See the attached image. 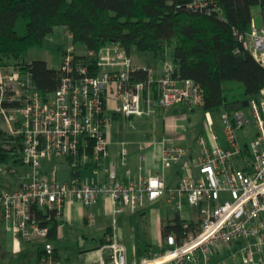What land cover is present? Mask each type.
<instances>
[{
    "label": "built area",
    "instance_id": "obj_1",
    "mask_svg": "<svg viewBox=\"0 0 264 264\" xmlns=\"http://www.w3.org/2000/svg\"><path fill=\"white\" fill-rule=\"evenodd\" d=\"M191 9L209 15L221 10L211 0H193ZM261 9L262 25L258 26L254 15L250 31L239 35V40L247 51L254 50L252 54L264 66ZM82 50L83 54L74 43L64 50L61 83L48 98L37 89L31 70L0 67V122L10 144L21 153L22 165L29 169L19 186L0 187V223L17 239L43 247L49 264H61L55 260L50 227L43 223L54 216L59 220L68 203L93 208L101 198H111L114 220L99 248L101 264H197L200 260L211 264L215 248L234 244L239 245L243 264H264V90L247 107L225 111L222 123L227 147L213 133L214 121L211 112H206L211 135L198 138L199 155L191 160L192 166L185 164L190 171L175 187L167 186L164 171L183 164L192 154L175 138L161 143L158 161L163 170L158 175L125 183L113 168H107L106 181H84L78 168L95 162L98 173L109 155L108 134L116 117L150 116L153 107L167 112L182 105L195 111L204 108L205 96L195 81L176 77L170 61L157 74L154 68L136 63L117 43L99 52ZM140 72L147 80L135 82ZM111 101L115 107L109 113ZM252 126L256 134L242 145L239 132ZM180 127L187 131V126ZM126 155L123 150L124 164ZM61 157L72 160L70 181H60L56 170L46 171V161ZM5 170L18 173L16 167ZM165 194L178 212L184 210L186 199L197 210V219H184L181 241L171 234L162 252L130 263L116 217L127 208L139 211L147 201H158ZM88 222L95 223L94 213L88 215Z\"/></svg>",
    "mask_w": 264,
    "mask_h": 264
},
{
    "label": "trees",
    "instance_id": "obj_2",
    "mask_svg": "<svg viewBox=\"0 0 264 264\" xmlns=\"http://www.w3.org/2000/svg\"><path fill=\"white\" fill-rule=\"evenodd\" d=\"M192 1L0 0V67L31 70L37 89L52 97L61 83L59 70L45 61L29 63L27 56L43 47L56 28L64 27L79 49L99 52L117 43L130 53L136 48L162 62L171 61L176 77L202 87L205 112L226 111L230 105L258 98L264 90V66L245 49L239 35L250 31L253 8L264 7V0H211L221 10L210 15L192 10ZM133 80L144 82L147 75L136 73ZM227 82L244 86L240 99L227 98ZM5 138L0 122V166L11 169L22 164V155L4 150ZM184 222L180 214L165 220L164 240L177 234L181 241ZM43 225L50 227V238H56L59 220L54 216Z\"/></svg>",
    "mask_w": 264,
    "mask_h": 264
},
{
    "label": "crops",
    "instance_id": "obj_3",
    "mask_svg": "<svg viewBox=\"0 0 264 264\" xmlns=\"http://www.w3.org/2000/svg\"><path fill=\"white\" fill-rule=\"evenodd\" d=\"M64 50L61 52V65L63 61ZM79 50L81 54L84 53V50ZM130 55L136 63L154 68L157 74L162 73L165 62L160 61L153 54L146 56L131 52ZM43 61L47 62L49 65L48 60ZM59 68L56 70H59ZM114 107L115 102L111 101L109 113H112ZM153 108L155 109V112L150 116L132 118L116 117L115 119V123L124 119L136 122V124L133 126V129L135 131H140L142 134L140 148H136L135 145H137V143L130 142L122 137L116 140L113 139L114 123L108 134L110 143L109 155L103 162L102 167H99L98 173H96L98 166L95 162H89L85 166H80L78 168L79 178L90 182H104L108 179V172L106 171L107 168H113L117 172L119 179L125 183H128L132 180H138L142 177L158 175L163 170L160 162L158 161L161 143L165 138H175L178 139L179 144L190 149L192 153L191 157L188 160H185L183 164L173 166L164 171L167 186L169 188L175 187L179 183L181 177L186 175L190 169L186 168L185 164L192 166L191 160L193 161L199 155L198 138L203 135L205 136L206 131L205 128L204 131L201 130L196 134L193 140H188L187 138V134L190 132L192 127V118L190 114L199 110L190 111L186 106H176L174 108L177 109V113L170 116V113L174 108L167 112H163L156 107ZM181 125L187 126V131L183 132L180 127ZM215 125L216 124L214 122V126ZM214 126L212 129L213 133L217 134L220 144L223 147H227L226 136L218 135V133L214 131ZM123 150L127 151L126 164L123 163ZM61 158H64L70 164L71 169L68 178H63V180L60 177L61 179L59 178V180L63 182L70 181L74 177L72 160L68 157ZM55 160L56 159L45 162V168L47 172L56 170L54 167H52V163ZM14 167L18 169V173L15 175H9L12 176L11 178L15 179H13L12 183L3 184L2 186L15 188L26 179L25 176L29 173V169L22 164ZM85 170L87 171L85 172ZM191 172L192 174L199 175L198 171L191 170ZM2 180L3 179L0 181ZM184 200L185 206L188 205L186 203V199ZM164 201H166L168 204H171L168 202V195L165 194L158 201H147L145 207L138 211V214H141L145 220V230L148 234V237H150L152 242L157 244L162 249V251L163 243L165 241L163 237L165 220H171L177 214H180L183 219H197V210H195V217L192 216L189 218L184 217L183 213L178 212L177 210L174 211V213H168L166 216L163 215L162 211H153L151 216L150 214H146L150 207L153 208ZM114 210L115 203L111 198H101L93 208H87L79 202H71L66 204L62 210V216L59 219L57 236L54 239L50 238L51 243L55 247V260L61 264H101V254L99 252V248L104 243L105 236L112 226L114 220ZM135 212L136 211L127 208L123 213L116 217L118 233L128 248V257L130 263H133L136 260L139 261V259L143 260L145 258H151L153 254L162 252L154 251L152 249L140 251L139 247L133 244L131 247L129 241L132 240V242L135 243L136 240V228L134 225H132V218L135 217ZM90 213H94L95 215V223L93 225H90L88 222V215ZM121 224L130 225L121 227ZM0 230L13 234L5 228V224L3 222L0 223ZM83 242L85 245H83ZM126 242L129 243L127 244ZM11 245L13 254L20 256L19 259L21 264H49L43 247L27 242L22 238L17 239L15 235L13 240H11ZM233 246L236 247V251L239 250L238 244H234Z\"/></svg>",
    "mask_w": 264,
    "mask_h": 264
},
{
    "label": "rangeland",
    "instance_id": "obj_4",
    "mask_svg": "<svg viewBox=\"0 0 264 264\" xmlns=\"http://www.w3.org/2000/svg\"><path fill=\"white\" fill-rule=\"evenodd\" d=\"M261 11L262 9L259 6L253 8V14L256 15L258 26L262 25V18L260 17ZM72 43L73 41L70 38L68 31L64 27H58L55 29L54 33L46 39L43 47H37L30 51L29 55L27 56V62L32 63L34 61L48 60L49 66L51 68L58 69L61 66V52L64 49H66L68 46H70ZM132 52L135 54L138 53L146 56L150 55V53L139 52L137 51L136 48H133ZM252 53H255L254 50H252ZM224 88H225V94L230 101H235L237 99H240L244 94V86L237 82H227ZM175 113H177L176 108L172 109L170 116ZM224 114H225L224 109L216 110L211 113L214 122L216 124L214 126L215 129L214 131L218 133V135L220 136L225 135V129L222 123ZM190 116L192 118V127L190 132L187 134L188 140H193L197 133H199L201 130L204 131V128L206 131L205 136L206 138H208L211 135V133L207 123L206 112L203 109H199V111H196L195 113H191ZM134 124H136V122L126 119L117 121L113 129L114 131L113 139L116 140L122 137L130 142L137 143V145H135L136 148L137 149L140 148L142 134L140 131H135L133 129ZM1 128H3L2 123H1ZM255 134H256V128L254 126L249 127L244 131H240L239 140L241 144L245 145L246 143H248L249 140H251ZM2 146L4 147V150L9 152L10 155H16L19 153L18 148L13 147L10 144L9 139L7 137L3 140ZM52 167L56 169L59 178L60 177L62 179L68 178V176L70 175V169H71L70 164L64 158L56 159L52 163ZM86 171L87 170H85V172ZM9 174L10 173L6 172L5 167L0 166V180L3 179L2 181H0V186H2L3 184L12 183L13 179L15 178H11L12 176ZM153 211H162L163 215L166 216L168 215V213H174L176 209L172 204H168L166 201H164L163 203H159L157 206H154L153 208L150 207L146 214L148 215L150 214L151 216ZM135 213L137 215L135 214V217L132 218V225H134L136 228V233H135L136 240L135 243L132 242V240L129 241L131 247L133 245H137L140 251H146L151 249L154 251H162V249L157 244H154L152 242V239L148 237V234L146 233L145 230L146 223L145 220L143 219V216L141 214H138V211H136ZM182 213L184 217L187 218L192 216L195 217L196 214L195 209L188 205L185 206ZM130 224H126V225L121 224V227ZM13 237H14L13 234L6 233L3 230H0V264H21L19 259L20 256H16L15 254H13V249L11 245V240H13ZM83 245H85L84 242ZM210 262L211 264H243L240 250L236 251L235 246H231V247L220 246L219 248H215L211 253Z\"/></svg>",
    "mask_w": 264,
    "mask_h": 264
},
{
    "label": "water",
    "instance_id": "obj_5",
    "mask_svg": "<svg viewBox=\"0 0 264 264\" xmlns=\"http://www.w3.org/2000/svg\"><path fill=\"white\" fill-rule=\"evenodd\" d=\"M248 105H249V101L241 102V103H238V104H233V105H230V106L227 107V111L228 112H232V111L239 110V109H242L244 107H247Z\"/></svg>",
    "mask_w": 264,
    "mask_h": 264
}]
</instances>
